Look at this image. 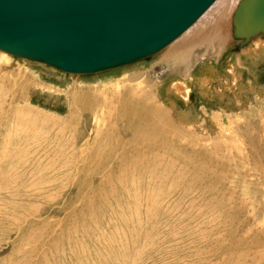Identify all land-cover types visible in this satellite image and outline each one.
Listing matches in <instances>:
<instances>
[{
  "label": "rangeland",
  "instance_id": "1",
  "mask_svg": "<svg viewBox=\"0 0 264 264\" xmlns=\"http://www.w3.org/2000/svg\"><path fill=\"white\" fill-rule=\"evenodd\" d=\"M230 14L190 71L169 63L185 33L100 74L0 50V264H264V41ZM211 66L188 103L172 93ZM143 97L164 115L122 114Z\"/></svg>",
  "mask_w": 264,
  "mask_h": 264
},
{
  "label": "water",
  "instance_id": "2",
  "mask_svg": "<svg viewBox=\"0 0 264 264\" xmlns=\"http://www.w3.org/2000/svg\"><path fill=\"white\" fill-rule=\"evenodd\" d=\"M216 0H0V49L92 73L149 58ZM237 37L264 30V0H243Z\"/></svg>",
  "mask_w": 264,
  "mask_h": 264
},
{
  "label": "bare ground",
  "instance_id": "3",
  "mask_svg": "<svg viewBox=\"0 0 264 264\" xmlns=\"http://www.w3.org/2000/svg\"><path fill=\"white\" fill-rule=\"evenodd\" d=\"M243 0H216L211 6L208 7V10L202 15L200 16L198 19H196L191 25L189 28H187L184 32H182L180 35H178L171 43H169L168 46H170L174 41H176L178 38H180L184 33L186 35H184L180 40H178L176 43H174L172 45V49L171 51L173 52H176V56L173 57L172 60L169 61V63L173 62L174 63V67H173V71L174 72H178L177 69H179L180 65H183V64H186L185 68L188 69L192 60L198 56L200 54V51L204 52L205 55L204 57L202 58V62H204L205 60H207V53L209 52L210 49H213L215 45L217 44H221V43H224L226 39L229 38V34L226 33L225 31V28H227V24L228 22H231L232 19H233V16L230 14V17H232L230 19V21L227 20V18L229 17V15H226L227 12H230L231 10V7H234L235 8V14H236V11L238 10L239 8V5L240 3L242 2ZM234 14V15H235ZM207 23V22H211L209 25L206 26L205 29H201L202 25L204 23ZM197 23V24H196ZM196 24V25H195ZM235 26V29H236V25ZM213 29H216L214 32ZM188 31V32H187ZM264 30H262L260 33V36H257V38H255L254 35H257V34H254L252 35L256 41L258 38L262 37L263 38V41H264ZM187 32V33H186ZM236 32V30H235ZM237 33V32H236ZM251 36V37H252ZM236 39L239 40V39H244V40H248L250 39L251 37H246L245 35L244 36H240V37H237V34H236ZM258 43H261V39H258L257 40ZM168 46L162 48L161 50L157 51L154 55H156L157 53H159L160 51H162L163 49L167 48ZM210 48V49H209ZM1 51L3 52H6L8 54H12L13 56H16L18 58H22V59H26V60H33V61H36L38 63H42V64H45V65H49V66H52L54 68H56L57 70L63 72V73H69V74H79V75H83L81 73H75V72H70V71H64L62 69H60L59 67L55 66V65H52V64H47L46 62H43V61H40V60H37V59H33V58H28V57H23V56H18L12 52H9V51H6L4 49H0ZM204 50V51H203ZM171 51H165V55H168L169 52ZM151 56V57H154ZM149 57V58H151ZM149 58H142V59H139L138 61H141V60H145V59H149ZM136 63V62H135ZM134 64V63H133ZM167 64V63H165ZM131 65V64H129ZM169 65V64H168ZM121 66H125V65H121ZM120 66V67H121ZM204 67V66H203ZM202 67V68H203ZM114 69H118V67L116 68H110V69H106V70H102V71H99V72H92V73H85V74H100L101 72H105V71H110V70H114ZM182 69V68H181ZM190 71V69H188ZM236 71V68H234V66L230 69L229 72L233 73L232 75H234V72ZM189 73V72H188ZM191 73V72H190ZM189 75V74H188ZM216 75V70L215 69H212V66L207 68L204 72L201 73L199 79H197V83L195 82H192V79L190 81H182V80H174L172 85H171V89H172V93L173 94H177L179 97H181V99H184V101L186 103H188V101L190 100V97H191V94L192 92L194 91V85L196 84H200L201 87H204L206 84H208V82L210 83L211 80H213V76ZM217 76V75H216ZM194 78V77H192ZM218 78V77H217ZM187 80V79H186ZM195 80V79H194ZM193 80V81H194ZM238 81V80H237ZM231 83V82H230ZM237 83V82H236ZM209 85V84H208ZM208 87V86H207ZM206 87V88H207ZM122 92V91H121ZM178 98V97H177ZM123 100V99H122ZM129 100V99H128ZM127 100V101H128ZM147 99L143 97V99H138L137 102H133L134 104H136V106H131V107H128V105H125L124 107L126 109H124V111H122V114L123 115H133L135 116L137 119L139 120H142L144 121L143 119L145 118L144 116V113L143 111H147L148 113L151 112V108L153 110V114H156V115H159L162 116L164 115V111L163 110H158L156 109V106L153 108V106L149 105L148 102L146 101ZM124 102V101H123ZM132 102V101H131ZM90 103H92V101H90ZM127 103V102H126ZM132 103V104H133ZM93 104V103H92ZM117 104V103H116ZM120 104V103H119ZM130 104V103H129ZM131 105V104H130ZM157 112V113H156ZM162 113V114H161ZM152 114V115H153ZM154 116V115H153ZM120 118V117H119ZM135 118V119H136ZM125 120V119H124ZM140 121V122H142ZM145 131V129H144ZM150 131V130H149ZM147 132V131H146ZM153 132V131H152ZM155 132V135L156 137L158 138V134L160 135L161 132L159 130H154ZM153 132V133H154ZM141 134H144L145 136L151 138V135L152 133L150 132L149 134H146V133H141ZM154 135V136H155ZM162 136V135H160ZM159 136V138H160ZM166 137V136H165ZM165 137H164V140H165ZM120 138V137H119ZM167 138V137H166ZM162 139V137H161ZM150 140V139H149ZM148 140V141H149ZM152 140V138H151ZM150 140V141H151ZM156 140V138H155ZM171 140V139H170ZM168 140V141H170ZM130 141V140H128ZM135 141V140H134ZM147 141V140H146ZM149 141V142H150ZM156 142V141H154ZM160 142V140L158 141ZM173 142V141H172ZM171 142V143H172ZM129 143V142H128ZM164 143V142H163ZM147 144V143H146ZM170 144V142H169ZM120 145H121V142H120ZM156 145V144H155ZM168 145V144H167ZM126 146V145H125ZM158 146V145H157ZM159 146L161 147V145L159 144ZM113 147V146H112ZM124 147V146H123ZM147 147V146H146ZM149 147V145H148ZM172 147V146H171ZM132 148V147H131ZM171 149V148H169ZM108 150V149H107ZM125 150V149H124ZM149 150V149H148ZM165 150V148H164ZM175 150V148H174ZM177 151V150H176ZM175 152V151H174ZM179 152V151H178ZM112 153V152H111ZM116 153V152H114ZM128 153V152H127ZM155 153V152H154ZM167 153V151H166ZM166 153H163L166 155ZM171 153V152H170ZM177 153V152H175ZM181 154V152H179ZM178 153V154H179ZM107 154V153H106ZM110 154V153H109ZM121 154V153H120ZM119 154V155H120ZM140 154V153H139ZM146 154V152L144 153ZM162 154V153H161ZM168 154V153H167ZM177 154V155H178ZM104 155V154H103ZM128 155V154H127ZM142 155V154H141ZM170 155V154H169ZM168 155V156H169ZM113 156V155H112ZM124 156V155H123ZM158 156V155H156ZM159 156H160V153H159ZM158 156V157H159ZM182 156V154L180 155V157ZM106 157V156H105ZM136 157V155H135ZM138 157V156H137ZM136 157V158H137ZM140 157V156H139ZM138 157V158H139ZM157 157V158H158ZM114 158V157H113ZM126 158V157H125ZM144 158V157H143ZM149 158V157H148ZM147 160H150L148 159ZM161 158V157H160ZM168 158V157H167ZM166 158V159H167ZM173 158V156H172ZM183 158V157H182ZM104 159V158H103ZM107 159V158H105ZM118 159V158H117ZM127 159V158H126ZM131 159V158H130ZM129 159V161H130ZM145 159V158H144ZM154 159L156 162V157L154 156ZM162 159H163V156H162ZM160 159V160H162ZM179 159V158H178ZM120 160V159H119ZM134 160H137V159H134ZM159 160V159H158ZM157 160V161H158ZM188 160V159H187ZM104 161V160H103ZM102 161V162H103ZM111 161V160H110ZM133 161V160H132ZM130 161V162H132ZM143 161V160H142ZM141 161V163H142ZM153 161V160H152ZM135 161H133L134 163ZM184 162V161H183ZM158 163V162H157ZM192 163V162H191ZM135 164V163H134ZM188 164V163H187ZM130 165V164H129ZM137 165V164H136ZM148 165V164H147ZM191 165V164H190ZM135 166V165H134ZM139 166V165H138ZM192 166V165H191ZM189 166V167H191ZM198 166V165H197ZM120 167V166H119ZM154 167V166H152ZM199 167V166H198ZM102 168V167H101ZM122 168V167H121ZM124 168V167H123ZM145 168V167H144ZM143 168V169H144ZM193 168V166H192ZM197 168V167H196ZM202 168V167H201ZM186 169V168H185ZM204 169V168H203ZM202 169V170H203ZM122 169H120L121 171ZM124 170V169H123ZM131 170V169H130ZM197 170V169H196ZM199 170V168H198ZM201 170V171H202ZM117 171V170H116ZM143 171V170H142ZM193 172V171H192ZM197 172V171H196ZM195 172V173H196ZM203 172V171H202ZM111 173V172H109ZM127 173V172H126ZM114 174V173H113ZM113 174H112V177H113ZM123 175V173H122ZM127 175V174H126ZM195 175V174H194ZM198 175V173H197ZM204 175V174H203ZM206 177L209 176L207 174H205ZM211 176V175H210ZM111 177V176H110ZM111 177V179H112ZM120 177V176H119ZM200 177H201V173H200ZM204 177V176H203ZM208 178V177H207ZM209 179V178H208ZM119 180V179H118ZM207 180V179H206ZM140 182V181H139Z\"/></svg>",
  "mask_w": 264,
  "mask_h": 264
}]
</instances>
